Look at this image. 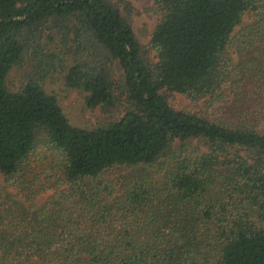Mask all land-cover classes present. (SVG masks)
Wrapping results in <instances>:
<instances>
[{
  "label": "trees",
  "instance_id": "obj_1",
  "mask_svg": "<svg viewBox=\"0 0 264 264\" xmlns=\"http://www.w3.org/2000/svg\"><path fill=\"white\" fill-rule=\"evenodd\" d=\"M155 2L153 64L114 0H0V264H264V0Z\"/></svg>",
  "mask_w": 264,
  "mask_h": 264
},
{
  "label": "rangeland",
  "instance_id": "obj_2",
  "mask_svg": "<svg viewBox=\"0 0 264 264\" xmlns=\"http://www.w3.org/2000/svg\"><path fill=\"white\" fill-rule=\"evenodd\" d=\"M114 2L120 7L122 14L130 19L133 30L143 47L144 56L155 64L157 62V55L151 50L150 43L153 32L164 14L162 8L155 0H114ZM30 70L29 64L23 69L14 70L10 76V87L14 88L16 84H19L25 72ZM58 72L61 75L49 76L44 85L50 93L59 98L65 114L73 125L94 128L109 118H116L123 114L122 108H118L111 113L104 112L101 108L89 109L85 104L86 94L76 89H71L66 79V72ZM116 72L118 73L117 69ZM168 99L171 106L177 110L202 115L212 113V110H209L210 106H208L206 98L193 100L184 95L170 93ZM125 173H131V170H126ZM10 193L15 194V191L10 190ZM48 195L36 197L35 206L41 207L47 200ZM17 199L20 200L21 196L17 197ZM21 202L25 203V201ZM25 205L27 204L25 203Z\"/></svg>",
  "mask_w": 264,
  "mask_h": 264
}]
</instances>
